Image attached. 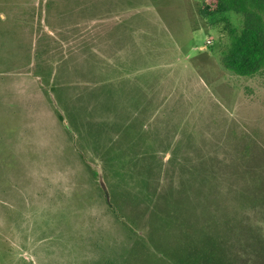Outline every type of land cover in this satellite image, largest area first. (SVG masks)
<instances>
[{"label":"rangeland","instance_id":"obj_1","mask_svg":"<svg viewBox=\"0 0 264 264\" xmlns=\"http://www.w3.org/2000/svg\"><path fill=\"white\" fill-rule=\"evenodd\" d=\"M201 2L0 0V264H264V70Z\"/></svg>","mask_w":264,"mask_h":264},{"label":"trees","instance_id":"obj_2","mask_svg":"<svg viewBox=\"0 0 264 264\" xmlns=\"http://www.w3.org/2000/svg\"><path fill=\"white\" fill-rule=\"evenodd\" d=\"M228 13L242 16L243 26L231 32L221 62L238 75L254 76L264 70V0H202L199 7L203 18Z\"/></svg>","mask_w":264,"mask_h":264},{"label":"built area","instance_id":"obj_3","mask_svg":"<svg viewBox=\"0 0 264 264\" xmlns=\"http://www.w3.org/2000/svg\"><path fill=\"white\" fill-rule=\"evenodd\" d=\"M208 43H211V40H208Z\"/></svg>","mask_w":264,"mask_h":264}]
</instances>
